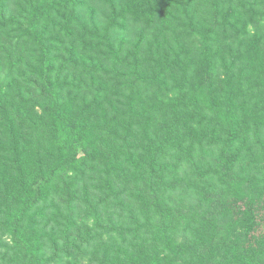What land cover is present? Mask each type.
<instances>
[{
  "label": "trees",
  "instance_id": "obj_1",
  "mask_svg": "<svg viewBox=\"0 0 264 264\" xmlns=\"http://www.w3.org/2000/svg\"><path fill=\"white\" fill-rule=\"evenodd\" d=\"M0 264H264V0H0Z\"/></svg>",
  "mask_w": 264,
  "mask_h": 264
}]
</instances>
